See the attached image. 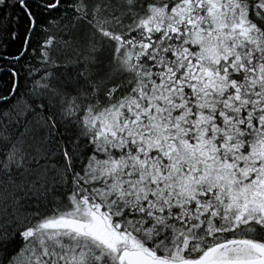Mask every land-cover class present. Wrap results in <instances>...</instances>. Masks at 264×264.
<instances>
[{"label": "snow or ice", "instance_id": "1", "mask_svg": "<svg viewBox=\"0 0 264 264\" xmlns=\"http://www.w3.org/2000/svg\"><path fill=\"white\" fill-rule=\"evenodd\" d=\"M0 264H264V0H0Z\"/></svg>", "mask_w": 264, "mask_h": 264}]
</instances>
